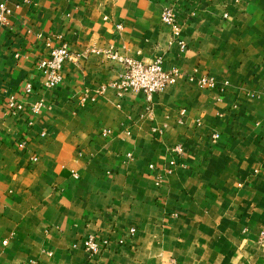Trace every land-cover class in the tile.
<instances>
[{"label":"crops","instance_id":"crops-1","mask_svg":"<svg viewBox=\"0 0 264 264\" xmlns=\"http://www.w3.org/2000/svg\"><path fill=\"white\" fill-rule=\"evenodd\" d=\"M0 4L1 264H264V0ZM157 57L175 81L121 93Z\"/></svg>","mask_w":264,"mask_h":264},{"label":"built area","instance_id":"built-area-1","mask_svg":"<svg viewBox=\"0 0 264 264\" xmlns=\"http://www.w3.org/2000/svg\"><path fill=\"white\" fill-rule=\"evenodd\" d=\"M7 13H9V10L6 5L0 4V21H4V16ZM162 20L164 23L175 25L177 21L175 9H165ZM176 34H178V31H176ZM90 52L94 53L98 52V50L92 48ZM112 57H116V55H112ZM78 58L79 55H74L66 45L51 49L48 56L39 60V68L45 76V85L48 88L56 87L63 79L62 73L64 66L69 62L77 61ZM124 64L126 66V72L123 79L117 84L121 93L126 91H133L135 93L142 92L150 101L155 94L166 90L179 74L177 70H166L162 57H157L149 63H143L133 59H124ZM201 83L207 86H215V82L211 78H202ZM25 91L26 93H32L33 86L30 83L27 84ZM9 107L22 109L23 104L10 101ZM22 144L24 145L25 143L22 142ZM174 150L179 153L182 152L180 146L175 147ZM170 164V170H173L176 166V161L172 160ZM82 242L85 249L94 255L101 252L103 245H105V242L100 241V239L93 235L86 237Z\"/></svg>","mask_w":264,"mask_h":264}]
</instances>
